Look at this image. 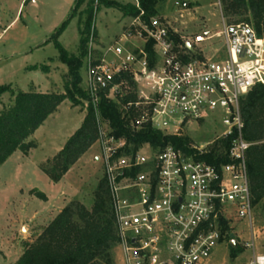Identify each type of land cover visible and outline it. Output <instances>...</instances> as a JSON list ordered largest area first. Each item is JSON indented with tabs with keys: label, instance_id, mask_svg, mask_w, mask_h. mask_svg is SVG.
<instances>
[{
	"label": "built area",
	"instance_id": "obj_1",
	"mask_svg": "<svg viewBox=\"0 0 264 264\" xmlns=\"http://www.w3.org/2000/svg\"><path fill=\"white\" fill-rule=\"evenodd\" d=\"M132 5L139 14L127 30L104 48L92 31L84 58L85 109L92 105L99 125L96 161L103 166L118 246L125 264H208L228 236L224 221L230 226L235 217L253 224L251 144L243 138L240 105L264 86V38L247 23H225L222 15L219 32L180 40L161 18L146 21L139 0ZM214 38L223 47L209 56L203 44ZM102 100L120 106L134 133L151 128L180 137L192 124L206 122L224 130L211 141H191L188 153L148 143L135 151L102 118ZM234 135L222 155L226 162L203 159ZM246 264H264V255L254 252Z\"/></svg>",
	"mask_w": 264,
	"mask_h": 264
},
{
	"label": "rangeland",
	"instance_id": "obj_2",
	"mask_svg": "<svg viewBox=\"0 0 264 264\" xmlns=\"http://www.w3.org/2000/svg\"><path fill=\"white\" fill-rule=\"evenodd\" d=\"M74 1L37 0L33 3L32 0L23 5L12 23L19 1L0 0V86L12 85L21 91L36 86L42 92L63 93L68 68L60 62L52 38L72 16L58 41L70 56L79 57L89 3L95 13L93 31L96 43L101 48L118 39L131 23L129 17L100 5L99 0H86L83 6L73 11ZM222 15L227 24L245 23L249 17L248 14L225 16L221 0H164L157 5L153 17L166 21L181 40L192 39L199 33L212 35L219 32L222 30ZM203 46L208 47L205 54L213 55L215 50L223 47V41L214 38ZM82 64L84 79V59ZM82 87L85 88L83 84ZM10 102V94L2 95L0 111L1 105L9 106ZM83 103L84 106L72 107L69 101L63 102L43 128L30 138L38 147L29 156L16 152L0 166V264H16L25 244L35 242L69 203L77 201L89 210L93 208L98 187L104 180L103 166L96 161L100 154L97 144L58 183L52 182L40 169L81 126L87 112ZM222 130L212 122H206L199 126L192 124L190 130L185 129L180 134L192 142L203 143L213 140ZM35 189L43 192L48 200L42 201L32 195L31 191ZM230 226L226 233L230 232L229 237L214 250L208 264H246L254 252L264 255V199L254 206L252 225L248 220L232 217ZM231 234L235 235V246L231 245ZM233 249H238L235 257ZM112 257L114 264H125L121 247L113 248Z\"/></svg>",
	"mask_w": 264,
	"mask_h": 264
},
{
	"label": "trees",
	"instance_id": "obj_3",
	"mask_svg": "<svg viewBox=\"0 0 264 264\" xmlns=\"http://www.w3.org/2000/svg\"><path fill=\"white\" fill-rule=\"evenodd\" d=\"M146 12V21L156 15V7L164 0H139ZM86 0H76L73 11L79 9ZM225 16L249 15L244 21L253 26L258 35L264 38V0H221ZM92 3L88 4L87 19L82 30L79 57L70 56L58 41L73 18L52 38L59 53V60L68 68L64 76L63 93L23 92L12 86H0V97L9 93L12 102L0 112V166L5 164L16 152L27 156L37 147L30 138L40 129L60 105L69 101L72 107L84 106L89 100L82 87L81 69L85 58L89 37L95 21ZM106 8L115 9L124 17H137L139 11L132 4H122L115 0H99ZM95 32V31H94ZM95 34V33H94ZM96 36V34H95ZM131 98V97H130ZM133 98V97H132ZM241 118L243 138L251 144L247 152V167L253 194L254 206L264 199V86H256L242 99ZM102 118L109 123L117 137L124 136L138 150L144 143L164 149L173 146L189 152L191 140L188 137L169 136L151 128L134 133L124 121L120 106L102 100L99 105ZM99 125L92 105L88 106L80 128L67 140L63 148L52 159L40 167L41 171L54 183L60 182L70 169L96 144ZM232 136L221 140L213 148L210 156L203 157L208 163L226 162L223 152L231 147ZM215 158H217L215 160ZM31 194L42 201L48 198L43 192L32 190ZM227 233L230 227L223 222ZM230 232L228 233L229 237ZM119 238L116 218L111 204L105 179L100 183L96 200L91 210L82 203L73 201L43 230L33 243L24 246V252L16 264H114L112 250L118 246ZM238 249H233L234 257Z\"/></svg>",
	"mask_w": 264,
	"mask_h": 264
},
{
	"label": "crops",
	"instance_id": "obj_4",
	"mask_svg": "<svg viewBox=\"0 0 264 264\" xmlns=\"http://www.w3.org/2000/svg\"><path fill=\"white\" fill-rule=\"evenodd\" d=\"M18 1H19V8H18V11H17V15H16V17H15V19L13 20L12 23H14V22L16 21V18H17V16H18V13H19L20 9L23 7V5L28 4V3H29L30 1H32V0H18ZM36 1H37V0H33V3H36ZM75 1H76V0H75ZM75 1H74V4H75ZM115 1H117V2H119V3H122V4H131V3H132V0H131V1L115 0ZM12 23H11V24H12ZM11 24H10V25H11ZM9 27H10V26H8L7 28H9ZM5 31H6V30H4V32H5ZM209 56H210V54H209ZM10 86H12V85H10ZM12 88L15 89V90H19L18 88H14L13 86H12ZM31 90H33L34 92H40V93H58V92H55V91H52V90H50V91H46V92H42V91H40L36 86H31L30 89H29L28 91H23V92H30ZM20 91H21V90H20ZM8 94H9V93H8ZM10 98H11V95H10ZM10 103H11V102H10ZM3 107H4V106L1 105V111H2ZM58 109H59V108H58ZM1 111H0V112H1ZM57 111H58V110H57ZM54 114H55V113H54ZM54 114H53V115H54ZM53 115H52V116H53ZM52 116H50V117H52ZM50 117H49V118H50ZM49 118H48V119H49ZM84 118H85V116H84ZM84 118L82 119V122H83ZM82 122H81V125H82ZM44 124H45V123H44ZM42 128H43V127H42ZM79 128H80V127H79ZM37 131H39V130H37ZM37 131H36V132H37ZM76 131H77V130H76ZM76 131H75V132H76ZM36 132H35V133H36ZM75 132H72V134H70V137H71ZM33 136H34V135H33ZM33 136H32V137H33ZM32 137H31V138H32ZM70 137H69V138H70ZM34 142L37 144L36 141H34ZM37 147H38V144H37ZM37 147H36V148H37ZM36 148H35V149H36ZM62 148H63V147H62ZM62 148H61V149H62ZM61 149H60V150H61ZM33 150H34V149H33ZM60 150H59V151H60ZM59 151H58V152H59ZM58 152H57V153H58ZM30 154H31V152H30L27 156H29ZM56 155H57V154H56ZM56 155H55V156H56ZM24 156H25V155H24ZM51 159H52V158H51ZM46 197H47V196H46ZM47 198H48V197H47ZM116 263H117V261H116Z\"/></svg>",
	"mask_w": 264,
	"mask_h": 264
},
{
	"label": "water",
	"instance_id": "obj_5",
	"mask_svg": "<svg viewBox=\"0 0 264 264\" xmlns=\"http://www.w3.org/2000/svg\"><path fill=\"white\" fill-rule=\"evenodd\" d=\"M188 49L192 51V48L190 47V45H187ZM230 239H231V245L232 246H235L236 244V241H235V235L234 234H231L230 235Z\"/></svg>",
	"mask_w": 264,
	"mask_h": 264
}]
</instances>
